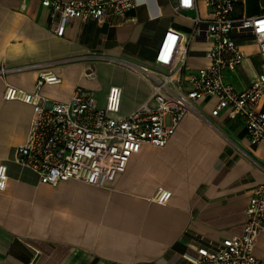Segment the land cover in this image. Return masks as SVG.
I'll list each match as a JSON object with an SVG mask.
<instances>
[{"label":"crops","instance_id":"0c3cea01","mask_svg":"<svg viewBox=\"0 0 264 264\" xmlns=\"http://www.w3.org/2000/svg\"><path fill=\"white\" fill-rule=\"evenodd\" d=\"M180 14L174 0H135L125 16L104 23L73 19L63 36L51 31L48 11L39 0H0V163L8 178L0 190V264H190L184 253L197 246L215 248L224 237L240 235L252 189L264 182V145L251 144L240 118L226 111L210 116L214 98L198 107L210 123L186 113L161 146L143 144L125 169L103 187L74 179L56 185L14 163L23 143L32 106L3 97L6 85L32 91L37 73L60 78L40 93L67 101L78 85L103 104L111 85L122 88L120 114L126 115L150 95V84L132 69L110 59L151 64L166 28L184 34L195 15H210L204 0ZM264 13V0H242L234 16ZM245 57L223 79L244 90L260 71L262 57L254 44L238 40ZM206 42L189 44L187 65L207 64ZM36 68H22L29 64ZM93 78L83 76L88 67ZM259 107L264 110V99ZM160 190L170 192L165 202ZM253 253L264 257V234Z\"/></svg>","mask_w":264,"mask_h":264},{"label":"built area","instance_id":"2783aa9c","mask_svg":"<svg viewBox=\"0 0 264 264\" xmlns=\"http://www.w3.org/2000/svg\"><path fill=\"white\" fill-rule=\"evenodd\" d=\"M242 0H204L208 17L195 15L184 34L173 28L162 33L151 64L124 58L110 59L143 76L150 84L149 97L126 115L120 114L122 88L111 85L104 103L94 92L76 85L67 101H53L42 95L45 84H57L60 78L50 70L37 73L32 91L6 85L3 97L32 106V115L23 143L13 161L37 175L41 183L56 185L74 179L103 187L121 173L129 158L143 144L163 146L186 113L210 123L198 107L199 101L215 99L209 111L216 116L226 111L244 124L251 144L264 145V13L234 16L235 5ZM47 9L51 31L63 36L73 19H93L101 24L109 16L123 17L134 9L135 0H39ZM195 9L194 0H174L172 10L180 14ZM254 44L262 57L260 71L244 90H236L223 79L224 73L236 69L245 57L238 43ZM206 42L207 64L195 68L187 65L189 44ZM33 63L22 68H36ZM14 68L0 67V75ZM83 76L93 78L89 66ZM8 178L7 166L0 163V190ZM170 192L160 190L156 200L165 202ZM246 220L240 235L222 238L215 248L197 246L194 253H184L190 264H264V257L253 253L256 237L264 234V182L251 191L245 210ZM27 264H33L29 262Z\"/></svg>","mask_w":264,"mask_h":264}]
</instances>
